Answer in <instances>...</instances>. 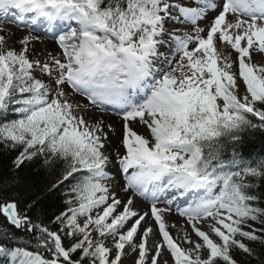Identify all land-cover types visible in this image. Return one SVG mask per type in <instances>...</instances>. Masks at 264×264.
<instances>
[{
    "label": "snow or ice",
    "instance_id": "6c2138e0",
    "mask_svg": "<svg viewBox=\"0 0 264 264\" xmlns=\"http://www.w3.org/2000/svg\"><path fill=\"white\" fill-rule=\"evenodd\" d=\"M0 157V264L256 258L264 0H0Z\"/></svg>",
    "mask_w": 264,
    "mask_h": 264
},
{
    "label": "trees",
    "instance_id": "16d2710c",
    "mask_svg": "<svg viewBox=\"0 0 264 264\" xmlns=\"http://www.w3.org/2000/svg\"><path fill=\"white\" fill-rule=\"evenodd\" d=\"M257 151L260 148V145L257 146ZM8 163L7 158L0 157V170H2L6 164ZM28 174L27 170H25L22 175ZM54 210V209H53ZM4 221L2 218H0V224H3ZM246 243H249L246 241ZM252 246L256 249L258 256L256 258L246 257L243 254H239L236 256V259L240 261V264H257V259L259 258V255H264V246H261L259 243H252Z\"/></svg>",
    "mask_w": 264,
    "mask_h": 264
},
{
    "label": "rangeland",
    "instance_id": "374dc122",
    "mask_svg": "<svg viewBox=\"0 0 264 264\" xmlns=\"http://www.w3.org/2000/svg\"><path fill=\"white\" fill-rule=\"evenodd\" d=\"M23 34L24 33H22V32H17V35H23ZM46 43L48 44L49 49H53V50L55 49L56 46L52 42L47 41ZM233 56H235L234 52H233ZM257 59H259V57H257ZM136 130L139 133H145V130L143 128H137ZM120 131H121V123H120V127H119V133H120ZM119 133H118V135H119ZM170 219L173 220V221H177V222L180 221V218L176 217L174 214L170 217ZM171 231H172V234L175 236L176 232H177V229H172ZM193 238H195V237H193ZM129 264H131V261H129Z\"/></svg>",
    "mask_w": 264,
    "mask_h": 264
},
{
    "label": "bare ground",
    "instance_id": "6f19581e",
    "mask_svg": "<svg viewBox=\"0 0 264 264\" xmlns=\"http://www.w3.org/2000/svg\"><path fill=\"white\" fill-rule=\"evenodd\" d=\"M110 119L113 121V123H114V125L117 128L118 133H119V127H120V123H121L120 120L117 117H115V116L110 117ZM114 142H118V137L115 138ZM141 207L142 208H146L147 205L146 204H142Z\"/></svg>",
    "mask_w": 264,
    "mask_h": 264
}]
</instances>
